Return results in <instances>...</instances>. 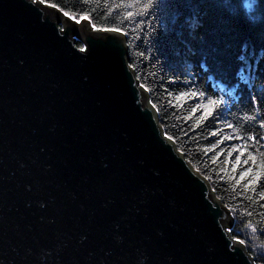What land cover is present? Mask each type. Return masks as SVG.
Segmentation results:
<instances>
[{
	"label": "water",
	"instance_id": "obj_1",
	"mask_svg": "<svg viewBox=\"0 0 264 264\" xmlns=\"http://www.w3.org/2000/svg\"><path fill=\"white\" fill-rule=\"evenodd\" d=\"M115 35L0 0V264H256Z\"/></svg>",
	"mask_w": 264,
	"mask_h": 264
},
{
	"label": "trees",
	"instance_id": "obj_2",
	"mask_svg": "<svg viewBox=\"0 0 264 264\" xmlns=\"http://www.w3.org/2000/svg\"><path fill=\"white\" fill-rule=\"evenodd\" d=\"M147 2L47 0L46 4L69 13L68 17L75 16L76 21H82L80 16L88 14L90 18L86 21L97 25L99 29L123 26L128 31L126 44L129 65L135 66L131 68L136 78H140L137 79L139 83L144 85L164 133H167L191 166L208 181L215 196L229 211L232 219L230 234L244 241L246 251L256 264H264V256L256 258L264 254V197L260 195L264 191V182L253 198L251 192L241 191L247 181L237 185L235 180H239L238 173L233 180V173L225 163L226 154L213 163L216 153L222 147L227 148L236 143L226 141L220 145L218 141L222 132L232 134L243 130L244 134L258 132V136H264V128L258 127L260 121L264 120V2L236 0L234 7L225 6L222 9L211 4L200 5L207 9V13L198 30L190 33L186 27L173 30L169 26L158 43L153 39V29L147 20L139 24L138 18L134 17L125 22L127 12L137 13L142 4ZM196 7L186 0H178L175 4L165 6L163 15L170 19V15L179 13L177 19L182 23ZM229 14L238 15L247 23L229 19ZM156 23L160 28H165L158 21ZM205 40L208 44L203 43ZM154 44L158 51L154 49ZM76 45L82 46L79 42ZM193 49L202 51L192 55ZM141 52H144L143 57ZM205 52L206 64L202 62ZM241 67L245 69L243 79L237 75ZM193 76L197 79V85L193 89L183 87V83ZM221 88L225 92H219ZM192 90L206 93L209 97L230 96L232 103L229 104L224 120L220 123H206L201 119L202 111L193 112L197 103L203 107L207 100L192 101L188 97L177 99L181 92ZM253 95L257 97L255 104L251 100ZM227 123H233L236 127L227 129ZM261 153H264V148L256 153L258 161L264 162Z\"/></svg>",
	"mask_w": 264,
	"mask_h": 264
},
{
	"label": "snow or ice",
	"instance_id": "obj_3",
	"mask_svg": "<svg viewBox=\"0 0 264 264\" xmlns=\"http://www.w3.org/2000/svg\"><path fill=\"white\" fill-rule=\"evenodd\" d=\"M29 3L32 4H46L47 0H28ZM136 0H134V3ZM178 0H148L147 3H143L140 11L137 13L127 12L125 22H129L133 20L134 17L138 18L139 24H144L147 20L150 28L153 29V39L158 43L159 38L162 34L166 33L168 27L170 26L173 30L187 28L190 33L198 30L202 24L204 16L207 13L206 8L199 7L200 5H214L217 8L234 7L236 4V0H186L187 3L197 5L196 8L192 10V14L189 15L182 23L178 22V15L176 13L174 15H170L166 17L163 15L165 11V6L170 4L177 3ZM264 2V0H261ZM247 6V5H246ZM119 7V5L117 6ZM64 15L69 16L70 14L65 12ZM72 20H76L75 16H70ZM88 14H83L80 16V20L89 19ZM229 19L235 20L238 23L246 24L247 22L243 20L241 17L235 14H229ZM165 25V28H160L156 22ZM79 23V21H76ZM251 27V26H249ZM92 28L97 30V25L93 24ZM104 32L109 34H116L113 38H128V31L123 27H103ZM178 34H183L182 32H178ZM142 39V37H141ZM204 44H208L207 40L203 41ZM154 49L158 51L159 49L156 45H153ZM88 51L87 47H81L79 52L86 53ZM201 49H193L192 55H196L201 52ZM141 57L144 56V52L140 53ZM241 60L244 59L243 56L240 57ZM202 62L207 63V52L202 56ZM130 67H135L134 65H130ZM195 67V64H194ZM237 75L243 79L245 76V69L241 67L237 73ZM137 79H140L137 77ZM247 83V81H245ZM197 85V79L195 76L192 77L191 80L184 82L183 87L188 89H193V86ZM141 88L144 87L143 84L140 85ZM219 92H225V89H218ZM184 97H188L192 101L198 100H207V103L201 107L200 103H197L196 108L193 109V112L202 111L203 115L201 119L205 120V122H214L220 123L224 120L225 113L229 110V104L232 103L231 97L225 98V95H220L219 97H209L206 93L192 90L190 92L184 93L181 92L180 96L177 99H181ZM253 104L257 102V97L253 95L251 97ZM157 111H159L157 109ZM255 119V117H253ZM227 129H234L236 126L233 123L226 124ZM259 128H264V120H261ZM215 134V132H214ZM165 136L167 133L165 132ZM171 139V138H170ZM226 141H236V143L229 145L227 148H221L219 152L216 153V156L213 159V163H216L221 157L227 155V159L225 161L227 168L233 173V180H235V175L239 174V180H235L237 185H240L241 182L247 181L244 188L241 190L242 193L251 192L252 197L254 198L256 195V190L262 187V182H264V162L258 161V156L256 153L260 152L261 148H264V136H258V132H248V134H244L243 130H237L236 132H232V134H224L222 132L218 143L220 145H224ZM215 145L213 146V150H215ZM264 155V153H261ZM234 157V159H233ZM192 175V173H189ZM221 176L223 177V170H221ZM199 182V178L193 176ZM215 190V189H214ZM262 197H264V191L260 193ZM249 203H251V198H249ZM251 215V213H249ZM229 232L232 229L228 230ZM237 241V245L244 244L243 240H239L238 237L234 238ZM232 252H238L240 249L236 245H230ZM264 256V254H259L258 257ZM246 264H250V262H246Z\"/></svg>",
	"mask_w": 264,
	"mask_h": 264
}]
</instances>
